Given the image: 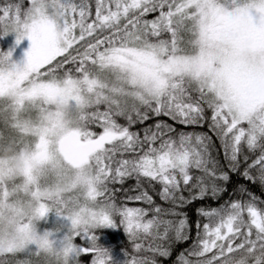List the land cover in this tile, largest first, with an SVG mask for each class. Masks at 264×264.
<instances>
[{"label":"snow or ice","instance_id":"6c2138e0","mask_svg":"<svg viewBox=\"0 0 264 264\" xmlns=\"http://www.w3.org/2000/svg\"><path fill=\"white\" fill-rule=\"evenodd\" d=\"M4 40L0 264H264V0H0Z\"/></svg>","mask_w":264,"mask_h":264},{"label":"trees","instance_id":"16d2710c","mask_svg":"<svg viewBox=\"0 0 264 264\" xmlns=\"http://www.w3.org/2000/svg\"><path fill=\"white\" fill-rule=\"evenodd\" d=\"M7 44H8V40L0 41V46H2V47H6ZM253 191L255 192V194L257 196H261L262 198H264V190H262V189H260V188L257 187V188H253ZM109 240L112 243H117V242L122 241L123 242V247H125V248L130 247V245L128 244V242L126 240H123L122 234H113V235H110L109 236ZM183 247H186V245H184ZM120 259H121V256H120L119 250L117 249V251H116V261H117V264H119V260Z\"/></svg>","mask_w":264,"mask_h":264},{"label":"rangeland","instance_id":"374dc122","mask_svg":"<svg viewBox=\"0 0 264 264\" xmlns=\"http://www.w3.org/2000/svg\"><path fill=\"white\" fill-rule=\"evenodd\" d=\"M9 42V41H8Z\"/></svg>","mask_w":264,"mask_h":264}]
</instances>
